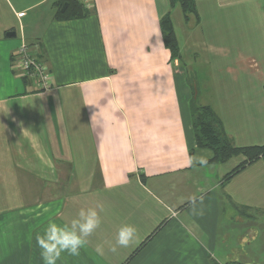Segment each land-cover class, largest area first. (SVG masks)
Segmentation results:
<instances>
[{
  "label": "crops",
  "instance_id": "1",
  "mask_svg": "<svg viewBox=\"0 0 264 264\" xmlns=\"http://www.w3.org/2000/svg\"><path fill=\"white\" fill-rule=\"evenodd\" d=\"M174 1L91 0L87 16L60 19L57 0H0V264H42V226L97 203L100 227L58 264H264V159L210 162L187 82L191 62L208 65L198 103L235 145H264V0H194L187 15ZM23 43L48 88L14 69ZM189 155L209 164L187 167ZM123 224L137 237L112 251Z\"/></svg>",
  "mask_w": 264,
  "mask_h": 264
},
{
  "label": "trees",
  "instance_id": "2",
  "mask_svg": "<svg viewBox=\"0 0 264 264\" xmlns=\"http://www.w3.org/2000/svg\"><path fill=\"white\" fill-rule=\"evenodd\" d=\"M175 3L174 0H172ZM184 12H196L194 0H181ZM64 5H67L62 11ZM57 16L60 19H73L85 17L90 14V9L82 0H57ZM161 29L164 43L171 51L172 59L181 57L178 38L169 14L161 19ZM27 78V77H25ZM192 123L198 147L209 149L214 157L210 162H223L236 155H244L249 162L263 158L264 145L239 147L234 144L224 129L223 122L212 107L201 105L192 97L190 102ZM245 166V163L234 169L230 175L235 174Z\"/></svg>",
  "mask_w": 264,
  "mask_h": 264
},
{
  "label": "clouds",
  "instance_id": "3",
  "mask_svg": "<svg viewBox=\"0 0 264 264\" xmlns=\"http://www.w3.org/2000/svg\"><path fill=\"white\" fill-rule=\"evenodd\" d=\"M92 123L97 120V113L91 117ZM209 158L205 156L189 155L185 161L187 167H206ZM200 199L202 196H192L191 201ZM104 205L97 203L95 206L81 207L70 222L57 223L54 219H49L42 226L41 231L35 235L36 246L39 249V256L42 264H58L62 255L78 257L81 249L85 248L88 238L100 227L102 223L101 213L104 212ZM137 237V229L132 224L121 225L116 233L115 244L112 251H116V246L127 248ZM98 255H103V245L98 244L95 248Z\"/></svg>",
  "mask_w": 264,
  "mask_h": 264
},
{
  "label": "built area",
  "instance_id": "4",
  "mask_svg": "<svg viewBox=\"0 0 264 264\" xmlns=\"http://www.w3.org/2000/svg\"><path fill=\"white\" fill-rule=\"evenodd\" d=\"M82 1L87 7H90L91 0ZM17 55L18 58L14 69L21 71L22 76H34L39 80L42 88H48L51 84L52 73L47 64L34 56L26 43L21 45Z\"/></svg>",
  "mask_w": 264,
  "mask_h": 264
},
{
  "label": "rangeland",
  "instance_id": "5",
  "mask_svg": "<svg viewBox=\"0 0 264 264\" xmlns=\"http://www.w3.org/2000/svg\"><path fill=\"white\" fill-rule=\"evenodd\" d=\"M189 65L190 66L188 67V81L187 82H188V85L193 88L194 99L195 101L198 102L202 97L206 98L209 95L208 93L207 96H203V95L198 96L199 91L200 90L202 91V82L204 80V77H206V79L204 80L205 88L210 89L209 83L212 81L211 71L208 65H202L199 63L194 64L193 62H191ZM190 111H191V108H190Z\"/></svg>",
  "mask_w": 264,
  "mask_h": 264
},
{
  "label": "water",
  "instance_id": "6",
  "mask_svg": "<svg viewBox=\"0 0 264 264\" xmlns=\"http://www.w3.org/2000/svg\"><path fill=\"white\" fill-rule=\"evenodd\" d=\"M66 6H67V5H64V7L62 8V11H64V10H65Z\"/></svg>",
  "mask_w": 264,
  "mask_h": 264
}]
</instances>
